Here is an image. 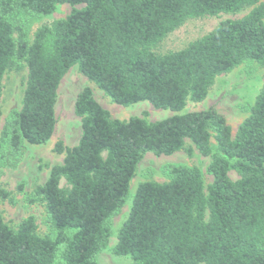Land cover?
Instances as JSON below:
<instances>
[{
	"label": "trees",
	"instance_id": "obj_1",
	"mask_svg": "<svg viewBox=\"0 0 264 264\" xmlns=\"http://www.w3.org/2000/svg\"><path fill=\"white\" fill-rule=\"evenodd\" d=\"M64 4L82 7L37 28L31 43L11 21L17 11L49 16ZM247 8L179 51H152L187 20ZM16 61L27 69L21 108L1 131L14 156L25 143L50 140L58 86L74 66L117 105L147 102L175 114L115 119L83 88L74 103L79 140L55 145L62 162L28 199L43 205L51 233L40 236L32 215L12 228L0 213V264H98L142 157L193 149L210 157L211 183L205 187L200 170L185 166L168 167L166 182L139 183L112 253L129 264H264V74L234 136L213 108L182 113L188 101L206 98L218 76L245 62L264 69V2L0 0V118L3 76Z\"/></svg>",
	"mask_w": 264,
	"mask_h": 264
},
{
	"label": "rangeland",
	"instance_id": "obj_2",
	"mask_svg": "<svg viewBox=\"0 0 264 264\" xmlns=\"http://www.w3.org/2000/svg\"><path fill=\"white\" fill-rule=\"evenodd\" d=\"M264 2V0H261ZM69 5H58L49 16L31 15L17 11L11 16V21L26 31L27 41L33 40L37 28L49 25L58 19H64L73 8ZM250 8L237 14H220L187 20L182 26L168 34L152 51L155 54H166L185 48L190 42L209 33L220 21L238 19L244 16ZM17 69L6 71L2 80L1 118H0V213L4 222L16 228L25 217L32 215L37 224V233L44 236L51 233L50 225L46 220L44 207L41 203H29L30 193L36 186L42 185L48 177L51 166L60 164L63 155L54 152L55 145L60 142L65 147L77 144L81 125L80 118L74 113V103L80 91L90 88L95 101L105 109L112 118L128 120L132 117L154 122L175 113L169 110L155 109L147 102H140L128 107L115 104L93 83L89 82L77 69L72 67L62 78L57 90L55 105V129L50 140L43 145L24 144L21 154L14 156L8 150V144L1 140V131L5 122L14 113L20 110L27 69L23 62L16 61ZM264 69L255 62H245L231 72L218 76L208 91L206 98L200 103L187 102L182 113L215 109L221 114L234 136L239 124L249 115L255 97L262 87ZM213 143V140H211ZM186 141V147H189ZM210 157H204L195 149L189 154L180 151L170 156L146 153L136 167L135 176L130 182L129 196L120 212L114 215L109 222L111 236L106 247L96 257L98 264H129L127 256H116L112 247L116 243V235L125 221L131 206L137 185L145 181H168L167 168L171 166L196 167L200 170L203 183L206 187L212 181L208 172ZM231 180L238 179L235 171H230ZM63 184V182H62ZM7 193L6 199L1 198Z\"/></svg>",
	"mask_w": 264,
	"mask_h": 264
}]
</instances>
